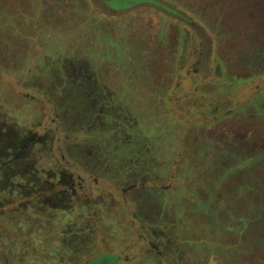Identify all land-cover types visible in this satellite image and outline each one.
Masks as SVG:
<instances>
[{"label":"rangeland","instance_id":"obj_1","mask_svg":"<svg viewBox=\"0 0 264 264\" xmlns=\"http://www.w3.org/2000/svg\"><path fill=\"white\" fill-rule=\"evenodd\" d=\"M161 1L184 17L155 0H0V163L28 152L25 178L55 174L72 200L27 220L21 264H264L260 5L233 6L220 39L195 0ZM72 229L78 256L59 246Z\"/></svg>","mask_w":264,"mask_h":264},{"label":"trees","instance_id":"obj_2","mask_svg":"<svg viewBox=\"0 0 264 264\" xmlns=\"http://www.w3.org/2000/svg\"><path fill=\"white\" fill-rule=\"evenodd\" d=\"M159 3V5L169 9L171 12H173V16H179L184 17L182 13H179L175 8L173 7H166V5L163 4L161 0H155ZM200 0H195L193 2V7L184 6V8H189L192 12V15L196 17V19H199L203 23H206L207 26H209V21L213 19V26L210 29L212 33L215 32L216 36L219 34L220 39L226 37V33L222 31L224 20L227 19L229 13V10H232L236 6L238 9H241L243 2H247L249 5L258 4L260 5V8L256 11H250L249 19H256L261 21V23L264 25V0H219V4L213 5V7H210L208 5V0H206L205 4L203 5L202 10H197V3ZM211 1V0H210ZM230 3H233L234 5H230ZM173 4V3H172ZM176 4V3H175ZM176 6H178L176 4ZM248 14V12H246ZM211 18V19H209ZM189 24H191V20L187 17L184 18ZM214 27V28H213ZM260 29V28H257ZM6 30V27L5 29ZM220 32V33H218ZM263 32V30H261ZM254 36V33H253ZM255 37H258V35H255ZM226 39V38H225ZM246 51H251L250 48L246 49ZM247 57H251V65H253V68H256L260 65L259 68H264V45L262 46V49L250 52ZM250 64V62H249ZM251 67V68H252ZM257 68V69H259ZM4 124V123H2ZM21 137V136H20ZM7 140H10L9 138V132L2 131L0 129V146H5V142ZM30 159V154L28 152H25V154H14L13 152L8 151V153L3 158L2 164L0 163V220L2 221L1 227H0V234L6 233L9 235V243L12 245L9 248H5L2 241H0V259H2V264H21L24 260L28 259L29 252L34 251L33 249H30L26 251L25 244H28L26 242H22V239H27V237L22 238V235L26 234L27 236V225L29 226V229L32 230L30 234L32 235L35 232V228H33V225H31L34 221L32 218L38 217L36 210H47L51 206V210L55 207L59 206L61 204H64L62 209H65V206H69L71 203V198L67 195L65 191L56 190V184L55 179H49L47 180L46 177H36L37 175H43L42 172H39L36 169L35 174L31 179H26L27 176V170L33 169L32 166L28 165V160ZM34 173V171H32ZM36 177V178H35ZM30 180V182H29ZM29 182V184H28ZM30 185V186H29ZM40 187V188H39ZM37 190L41 191L40 193H37ZM30 194V195H29ZM31 194H35L36 196H43L41 197H31ZM28 201L35 202L32 206L29 205ZM7 208H11L7 209ZM71 209V206L69 207ZM4 209H7L4 212ZM30 218V219H29ZM27 220L31 221V224L27 222ZM24 221V223H23ZM17 226H15V224ZM22 228H25L21 230ZM13 230V233L9 232L8 230ZM73 229L70 233H66L65 235H60V242L59 246L62 244L67 250L68 254H74L76 253V241L78 240L77 237H71L72 236ZM84 232V231H83ZM80 233V232H79ZM85 233V232H84ZM84 233H80L78 235L82 236ZM55 233H51L45 236L46 239H53L55 240ZM25 236V235H24ZM33 236L36 237V234ZM43 236L42 234L39 235ZM66 241V242H65ZM86 245H88L87 242H85ZM30 244V243H29ZM3 246V247H1ZM36 246V245H34ZM58 246V245H56ZM74 249H73V248ZM34 248V247H33ZM40 249H44L41 247ZM51 250L53 252V256H55L56 253L60 252V249L58 247L55 248V242L53 244V247H51ZM2 253V254H1ZM55 253V254H54ZM61 253V252H60ZM59 253V255H60ZM16 255V257H14ZM14 257V260L12 259ZM35 252L31 255L32 260L34 259ZM76 256L78 254L76 253ZM56 261L55 264H71L70 262H61L59 258ZM76 261H78L76 259ZM1 264V263H0ZM72 264H78L77 262H73Z\"/></svg>","mask_w":264,"mask_h":264},{"label":"flooded vegetation","instance_id":"obj_3","mask_svg":"<svg viewBox=\"0 0 264 264\" xmlns=\"http://www.w3.org/2000/svg\"><path fill=\"white\" fill-rule=\"evenodd\" d=\"M55 179V174H53L49 179Z\"/></svg>","mask_w":264,"mask_h":264}]
</instances>
